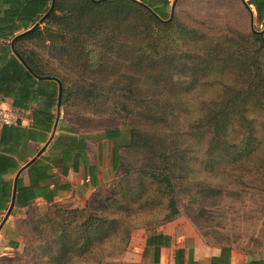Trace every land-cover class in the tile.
Masks as SVG:
<instances>
[{"label": "trees", "instance_id": "16d2710c", "mask_svg": "<svg viewBox=\"0 0 264 264\" xmlns=\"http://www.w3.org/2000/svg\"><path fill=\"white\" fill-rule=\"evenodd\" d=\"M51 3L0 0V103L10 99L29 113L28 125L0 124V211L9 207L16 172L50 139L44 150L50 153L17 177L12 209H27L33 229L24 231L31 239L25 250L35 264H101L126 249L136 227L152 230L185 215L197 226L203 208L241 203L247 182L264 172V29L209 39L173 16L170 0H54L49 11ZM246 4L264 20V0ZM130 66L162 80L167 113L176 121L171 147L130 128L124 146L141 155L134 167L121 161L118 128L95 136L67 119L72 108L137 116L144 100L138 87L116 83ZM92 138L113 145L119 174L106 195L89 161ZM79 169L82 185L96 189L82 207L63 208L56 197L71 184L62 178ZM37 198L48 204L43 214ZM219 247L210 264H229L233 246ZM245 254L241 264H264V253ZM175 264L197 262L177 249Z\"/></svg>", "mask_w": 264, "mask_h": 264}, {"label": "rangeland", "instance_id": "374dc122", "mask_svg": "<svg viewBox=\"0 0 264 264\" xmlns=\"http://www.w3.org/2000/svg\"><path fill=\"white\" fill-rule=\"evenodd\" d=\"M244 1L247 3V0ZM173 2L174 0H170V7ZM248 6L253 14L252 23L249 9L242 0H176L173 16L175 15L185 25L207 31L209 39L220 40L224 34L234 30L248 32L251 27L255 30L264 29V20H257L253 6ZM116 81L120 85L134 83L138 87L141 99H146L140 101L137 116L132 119H121L110 114H94L72 108L67 119L80 132L95 136L105 129L118 128L121 131V135L117 138L120 143L118 152L121 161L134 167L140 162L141 155L135 151V148L124 146L130 128L152 133L151 136L161 144L171 147L176 142V121L167 113V104L163 101L164 88L159 82L162 80L158 77L148 78L140 68L130 66L117 77ZM10 102V99H4L3 104L11 107ZM17 115L23 122L29 117V113L25 111H18ZM152 115L154 116L151 117ZM61 116H63L62 112ZM34 147L39 149L41 145L35 144ZM48 153L49 150L46 151V154ZM88 154L90 162L97 165L101 176V184L97 188L106 195L119 174L112 168V141L103 138L88 140ZM72 176L76 177V175ZM78 176L80 178L79 174ZM67 180L72 182V188L59 200L61 206L67 209L82 207L85 197H89L92 191L89 194V190L77 182V177ZM247 185L241 203L232 206L226 203V206L213 205L202 209L204 223L193 226L207 243L231 244L236 249H241L243 253L249 250L264 253V172L250 179ZM34 204L40 214L46 212L48 204L41 200ZM26 211L27 209L12 211L14 213H10L0 229V264H35L32 253L25 250L26 240L30 242L31 239L28 234H24V231L33 229L26 218L24 219ZM5 212L0 211V222ZM182 214L185 215L183 209ZM13 242H18L17 248L11 246Z\"/></svg>", "mask_w": 264, "mask_h": 264}, {"label": "crops", "instance_id": "0c3cea01", "mask_svg": "<svg viewBox=\"0 0 264 264\" xmlns=\"http://www.w3.org/2000/svg\"><path fill=\"white\" fill-rule=\"evenodd\" d=\"M21 123L23 125H28L29 119ZM33 145H35V143H33ZM43 153L46 154V151ZM81 173V169L77 172L70 171L68 176L62 178V180L77 177V182L82 184ZM72 175H76V177ZM97 177L98 187L101 184V176L98 172V168ZM67 181L70 182L72 188V182L70 180ZM94 189L96 188H86V190H89V194L91 191H94ZM64 193L57 196L56 200L59 201L62 199ZM87 197L88 196L85 198ZM39 200L46 203L43 198H37L35 202ZM157 234L163 236L155 239L154 236ZM219 246L220 245L210 244L203 240L195 230L192 222L187 217L180 216L152 230H146L143 227L133 229L126 249L118 257L105 259L102 264H175V251L177 249L184 250L185 261H187L189 253H191L193 260L197 262V264H210V259L220 254ZM157 250L158 253H156ZM247 259L245 252L243 253L241 249H236L233 246L229 264H241L247 261ZM155 260L158 261L156 262Z\"/></svg>", "mask_w": 264, "mask_h": 264}, {"label": "water", "instance_id": "95a60500", "mask_svg": "<svg viewBox=\"0 0 264 264\" xmlns=\"http://www.w3.org/2000/svg\"><path fill=\"white\" fill-rule=\"evenodd\" d=\"M53 1L52 0V3H51V7L49 9V11L52 9L53 7ZM244 2V4L247 6V8L249 9V6L245 3L244 0H242ZM173 6H174V2L172 3V9H173ZM250 10V9H249ZM251 12V10H250ZM171 13H172V10H171ZM253 21V14L251 13V23ZM60 98H61V87L59 88V94H58V103H57V108H59V105H60ZM50 142V139L38 150V152L32 157L30 158L15 174V177H14V182H13V190H12V196H11V201H10V204H9V207L8 209L6 210L1 222H0V229L1 227L3 226V224L6 222L7 218L9 217L13 207H14V200H15V189H16V183H17V177L19 176V174L28 166L30 165L33 161H35V159L41 155L43 153V151L46 149V147L48 146Z\"/></svg>", "mask_w": 264, "mask_h": 264}, {"label": "built area", "instance_id": "2783aa9c", "mask_svg": "<svg viewBox=\"0 0 264 264\" xmlns=\"http://www.w3.org/2000/svg\"><path fill=\"white\" fill-rule=\"evenodd\" d=\"M18 111L16 108L5 106L3 102L0 103V124L12 125L22 122L17 115Z\"/></svg>", "mask_w": 264, "mask_h": 264}]
</instances>
